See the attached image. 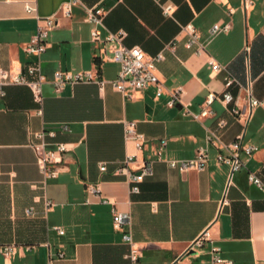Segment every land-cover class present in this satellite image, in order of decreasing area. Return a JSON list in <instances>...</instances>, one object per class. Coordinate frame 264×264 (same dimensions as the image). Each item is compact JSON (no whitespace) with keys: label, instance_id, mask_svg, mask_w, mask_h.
<instances>
[{"label":"crops","instance_id":"crops-1","mask_svg":"<svg viewBox=\"0 0 264 264\" xmlns=\"http://www.w3.org/2000/svg\"><path fill=\"white\" fill-rule=\"evenodd\" d=\"M71 0H0V67L18 72L35 60L22 51L35 34L37 21L25 14L23 3L36 6L40 18L55 17L46 51L39 57L45 81L41 105L34 102L27 87L5 88L0 98V264H208L207 247L198 256L184 255L185 249L205 229L214 246L233 264H264V192L248 182V173L264 181V112L256 109L246 119L248 94L264 100V0H78L71 17L61 7ZM174 7L171 18L161 5ZM105 11L100 36L124 33L126 47H140L148 56L163 53L156 76L163 84L160 97L148 87L123 97L108 83L117 78L119 66L112 61V48L92 43L93 27L85 22L86 10ZM216 23H228L230 31L213 38L208 30ZM191 24L204 44V52L186 48L181 27ZM173 47L166 50L165 47ZM248 47V51H245ZM224 70L212 74L208 60ZM94 72L106 82L66 84L54 92L55 71ZM229 74L239 86L231 88L233 102L225 107L214 101L213 115L202 121L182 117L184 106L199 112L209 94L221 95ZM180 90V102L167 107L170 93ZM235 108L240 116H232ZM219 120L226 127L219 131L221 144L209 147L203 172L180 174L170 170L157 157L159 141L167 140L163 159L186 160L205 145L207 130ZM136 122L144 146L135 150L125 142L123 122ZM66 125L68 132L59 130ZM53 132L46 137L49 148L56 144L75 145L67 153L55 180L43 183L30 144L33 134ZM237 139L258 151L242 157L245 169L230 178V167L217 162L226 154L222 145ZM126 156L140 164L152 162L153 176L130 194L125 175H118ZM104 166L106 172L99 168ZM96 184L101 198L87 195L85 186ZM55 206L46 211L45 201ZM112 207L128 213L131 238L138 250L135 263L126 258L128 246L112 227ZM27 211H31L27 215ZM62 227L59 236L52 228ZM12 247L9 258L1 250ZM58 253L63 259H57Z\"/></svg>","mask_w":264,"mask_h":264},{"label":"built area","instance_id":"built-area-1","mask_svg":"<svg viewBox=\"0 0 264 264\" xmlns=\"http://www.w3.org/2000/svg\"><path fill=\"white\" fill-rule=\"evenodd\" d=\"M79 3L78 0H71L65 3L61 7V12L65 18L71 17V9L73 6ZM250 3L249 0H244V8ZM23 8L27 16L35 18L37 21H42V25L37 26L35 34L30 40L22 46V51L33 57L35 60L26 64L18 72H12L10 70L0 67V98L5 97V88L10 86H24L27 87L33 97L35 103L41 105L42 95L41 89L45 81L42 73L39 57L46 51L47 42L50 32L56 25L55 17L50 16L46 18H40L37 14L36 6L30 2H24ZM162 13L165 17L171 18L174 12V7L170 4L161 5ZM105 11L96 6L86 10L85 22L93 27L90 33L92 43H106L112 48V61L119 66L117 78L108 84L123 97H127L135 92L143 91L148 87H154L155 96L158 98L164 91L163 84L158 80L156 76L157 64L163 60V53L160 52L155 56L146 55L140 47H126L123 45L122 40L124 38L123 32L114 34H108L105 37H101L98 30V26L102 25ZM230 31V25L228 23H216L208 30V37L213 38L219 34H225ZM181 32L186 35V48L190 49L196 47L195 54L204 52V44L199 41V35L195 28L191 25H185L181 27ZM166 50H173V47L166 46ZM245 51H248V47H245ZM211 69V73L217 74L221 72L223 67L216 63L213 59H209L207 63ZM53 87L54 92L59 94L64 85H89L95 84L100 89L104 87L106 82L100 80L97 74L94 72H77L70 73L64 71H55L53 74ZM239 86L238 82L231 75L227 74L224 79V92L221 95L209 94L200 109L199 112H194L189 106H184L182 111V117L191 118L196 121H202L203 119L212 116L213 113L210 109L214 101L220 102L225 107H228L233 102V96L229 90L231 88ZM248 94V111L246 119L251 117V114L256 109H262L264 112V100H258L251 96L249 90ZM181 91L176 90L170 93V100L167 103L168 108H172L177 102H180ZM229 113L232 116H240L237 109H229ZM226 127V123L223 120H219L214 130H207L205 136V145L200 147L195 152V155L191 159L186 160H164L163 154L167 146V140L162 139L159 141V147L157 150V157L162 160L168 169L177 171L180 174H186L190 171L203 172L207 168L209 159V147L216 146L220 143L219 131ZM59 130L68 132L69 128L66 125H60ZM123 136L125 142H131L137 151H141L144 146L143 135L137 133L136 122L124 121L123 122ZM46 137H54L53 132L39 131L33 134L35 142L30 144L31 149L35 154V164L39 173L43 177V183L47 180H55L58 177L59 171L63 167L65 155L73 151L75 145L68 144H56L54 147L49 148L45 139ZM222 149L226 151V154H219L217 156V162L228 165L230 167L231 174L245 169V162L242 157L251 158L254 153L258 151V147L252 144H243L241 139H237L230 145H222ZM135 162L133 156H126L120 168L116 170L118 175H125L128 183L131 185L129 189L130 194H138V185L148 177L153 176L152 162L143 161L138 167V171L134 174H130L129 165ZM101 173L106 172V168L101 166L99 168ZM248 182L256 187L260 192H264V181L255 173H248ZM87 195H94L101 198V203L113 206V203L107 199L101 197L100 189L96 184H87L85 186ZM55 204L50 201H45L46 211L51 210ZM112 213V227L115 231L121 233L123 243L128 246V253L126 258L135 263L138 258V250L134 246L131 238V218L128 213L117 211L114 207L111 210ZM31 211H27V215H30ZM59 236H63L65 231L62 227L52 228ZM207 247V253L209 255L208 264H233L231 260L224 259L221 256V250L214 246L213 239L209 229H205L199 235V237L191 243L184 251L186 256H198L202 253L204 248ZM12 247H6L1 250V254L4 259L10 257L12 253ZM57 259H63V254L58 253ZM48 264H53V260L50 259Z\"/></svg>","mask_w":264,"mask_h":264},{"label":"water","instance_id":"water-1","mask_svg":"<svg viewBox=\"0 0 264 264\" xmlns=\"http://www.w3.org/2000/svg\"><path fill=\"white\" fill-rule=\"evenodd\" d=\"M232 174L230 173V178H231Z\"/></svg>","mask_w":264,"mask_h":264}]
</instances>
